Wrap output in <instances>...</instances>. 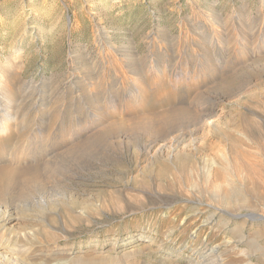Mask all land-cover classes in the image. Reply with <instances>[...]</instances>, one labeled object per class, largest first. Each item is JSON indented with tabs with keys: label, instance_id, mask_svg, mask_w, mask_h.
Listing matches in <instances>:
<instances>
[{
	"label": "rangeland",
	"instance_id": "obj_1",
	"mask_svg": "<svg viewBox=\"0 0 264 264\" xmlns=\"http://www.w3.org/2000/svg\"><path fill=\"white\" fill-rule=\"evenodd\" d=\"M0 64V264H264V0H0Z\"/></svg>",
	"mask_w": 264,
	"mask_h": 264
},
{
	"label": "bare ground",
	"instance_id": "obj_2",
	"mask_svg": "<svg viewBox=\"0 0 264 264\" xmlns=\"http://www.w3.org/2000/svg\"><path fill=\"white\" fill-rule=\"evenodd\" d=\"M249 24V23H248ZM212 25V24H211ZM226 31V30H225ZM227 33V32H226ZM232 34V33H231ZM191 35V34H190ZM217 35V34H216ZM229 35V34H228ZM227 35V36H228ZM242 35V34H241ZM186 36H187V34H186ZM233 36H234V33H233ZM243 36V35H242ZM190 37V36H189ZM226 37V36H225ZM236 37H238V36H236ZM241 38V37H240ZM189 39V38H188ZM227 39H229V38H227ZM233 39V38H232ZM235 40H236V38H235ZM238 40V39H237ZM236 40V41H237ZM255 40V39H254ZM234 41V40H233ZM233 41L231 42L232 44H234L233 43ZM263 41V40H262ZM187 42V41H186ZM202 42V41H201ZM211 42V41H210ZM213 42V41H212ZM211 42V43H212ZM227 42H230L229 40L227 41ZM245 42H247V41H245ZM244 42V43H245ZM176 43V42H175ZM204 43H206L205 41H204ZM218 43V42H217ZM254 43V42H253ZM253 43H252V45H253ZM183 44V43H182ZM187 44V43H186ZM202 44V43H201ZM223 44V43H222ZM229 44V43H228ZM235 44H236V42H235ZM248 44V43H247ZM178 45V44H177ZM230 45V44H229ZM246 45V44H245ZM202 46V45H201ZM232 46V45H231ZM193 47H195V46H193ZM198 47V46H197ZM224 47V46H223ZM228 47V46H227ZM226 47V48H227ZM234 47V46H233ZM255 47V46H254ZM253 47V48H254ZM199 48V47H198ZM205 48V47H204ZM225 49V48H224ZM255 49V48H254ZM198 50V49H197ZM232 50H233V48H232ZM241 50V49H240ZM177 51H179L178 49H177ZM196 51V50H195ZM242 51V50H241ZM111 52V51H110ZM192 52H193V49H192ZM109 54H107V56H108ZM111 56V55H110ZM105 58V57H104ZM112 58H113V55H112ZM15 59V58H14ZM9 61H10V59H9ZM120 61V60H119ZM128 61V60H127ZM11 63V62H10ZM92 63V62H91ZM116 63V62H115ZM114 63V64H115ZM123 63V62H122ZM95 64V63H94ZM112 64V63H111ZM119 64V63H118ZM0 65H2V64H0ZM90 65V64H89ZM92 65V64H91ZM121 65V64H120ZM100 66V65H99ZM98 66V67H99ZM102 66V65H101ZM108 66V65H107ZM96 67H97V65H96ZM103 67V66H102ZM122 67V66H121ZM152 67V66H151ZM88 68V67H87ZM92 68V67H91ZM119 68V67H118ZM123 68V67H122ZM139 67H137V69H138ZM128 69V68H127ZM1 70V69H0ZM4 70V69H3ZM90 70V69H89ZM106 70V69H105ZM118 69H116V71H117ZM123 70H126V69H123ZM134 70V69H133ZM140 70V69H139ZM5 71V70H4ZM100 71H102V69H100ZM103 71H104V69H103ZM112 71V70H111ZM121 71V70H120ZM141 71V70H140ZM151 71V70H150ZM159 71V70H158ZM8 72V71H7ZM119 72V71H118ZM2 73H4V72H2ZM92 73V72H91ZM100 73V72H99ZM107 73V72H106ZM124 73V72H123ZM130 73H132L131 71H130ZM149 73V72H148ZM129 74V73H128ZM133 74V73H132ZM135 74V73H134ZM103 75V74H102ZM120 75V74H119ZM131 75V74H130ZM158 75V74H157ZM8 76V75H7ZM115 76V75H114ZM135 76V75H134ZM160 76V75H159ZM76 77V76H75ZM92 77H94V76H92ZM91 77V78H92ZM99 77V76H98ZM100 77H102V76H100ZM99 77V78H100ZM136 77V76H135ZM146 77V76H145ZM181 77V76H180ZM89 78V77H88ZM122 78V80H124L125 78H124V76H122L121 77ZM141 78H143L142 76H141ZM157 78V77H156ZM187 78V77H186ZM92 79H94V78H92ZM95 79H96V77H95ZM104 79V78H103ZM139 79V78H138ZM147 79V78H146ZM155 79V78H154ZM173 79V78H172ZM8 80V79H7ZM13 80V79H12ZM97 80V79H96ZM99 80V79H98ZM121 80V79H120ZM134 80V79H133ZM140 80V79H139ZM145 80V79H144ZM184 80V79H183ZM193 80V79H192ZM110 81V80H109ZM126 81V80H125ZM130 81H132V80H130ZM138 81V80H137ZM148 81V80H147ZM156 81V80H155ZM12 82V81H11ZM79 82V81H78ZM88 82H90L89 80H88ZM93 82H95V80L93 81ZM122 82V81H121ZM127 82V81H126ZM135 82V81H134ZM159 82V81H158ZM4 83L5 82H3V79H2V74H1V72H0V104H2V102H3V99L5 98H3V92H4V89H7V88H5L4 87ZM92 83V82H91ZM146 83V82H145ZM73 84V83H72ZM76 84V83H75ZM83 84V83H82ZM143 84V83H142ZM190 84V83H189ZM12 85V84H11ZM106 85V84H105ZM138 85H140V84H138ZM155 85H156V83H155ZM14 86V85H13ZM141 86V85H140ZM97 87V86H96ZM142 87V86H141ZM149 87V86H148ZM83 88V87H82ZM195 88V87H194ZM60 90H61V88H59ZM93 89V88H92ZM94 89H95V87H94ZM188 89V88H187ZM191 89V88H190ZM53 90V89H52ZM89 90V89H88ZM129 90V89H128ZM142 90V89H141ZM146 90V89H145ZM192 90V89H191ZM6 91V90H5ZM55 91V90H54ZM10 92V91H9ZM56 92H57V90H56ZM66 92V91H65ZM64 92V93H65ZM72 92V91H71ZM84 92V91H83ZM92 92V91H91ZM90 92V93H91ZM131 92V91H130ZM15 93V92H14ZM62 93V92H61ZM88 93V92H87ZM191 93H193V91L191 92ZM197 93V92H196ZM195 93V94H196ZM199 93V92H198ZM200 94V93H199ZM5 95H6V92H5ZM15 95H17V94H15ZM52 95V94H51ZM57 95V94H56ZM62 95V94H61ZM132 95V94H131ZM143 95H144V93H143ZM190 95V94H189ZM197 95V94H196ZM201 95V94H200ZM200 95H198V96H200ZM7 96V95H6ZM14 96V95H13ZM24 96V95H23ZM39 96H40V89L38 88V87H36V86H31V87H29V91H28V93L26 94V96L24 97V100L22 101V99L20 100V102L22 101V102H24V103H26L27 105L29 104V105H32L31 107H33V106H35V105H37L38 104V102H39ZM60 96V95H59ZM126 96V95H125ZM133 96V95H132ZM192 96V95H191ZM195 96V95H194ZM8 97V96H7ZM16 97V96H15ZM65 97V96H64ZM86 97V96H85ZM88 97V96H87ZM127 97V96H126ZM3 98V99H2ZM10 98V97H9ZM41 98V97H40ZM51 98V97H50ZM53 98V97H52ZM137 98H138V96H137ZM143 98V97H142ZM14 99V98H13ZM63 99V98H62ZM90 99V98H89ZM12 100V99H11ZM15 100V99H14ZM41 100V99H40ZM59 100V99H58ZM68 100V99H67ZM86 100V99H85ZM127 100V99H126ZM141 100V99H140ZM196 100H198V99H196ZM13 101V100H12ZM51 101V100H50ZM49 101V102H50ZM54 101H56V100H54ZM62 101V100H61ZM190 101V100H189ZM202 101L204 102V100H200V102L202 103ZM21 102V103H22ZM63 102V101H62ZM13 103V102H12ZM11 103V104H12ZM24 103H22V104H20V103H18V104H20L19 106H21V105H23ZM51 103V102H50ZM57 103V102H56ZM142 103V102H141ZM198 104L196 105V106H201L202 104L201 103H199V102H197ZM116 104V103H115ZM136 104V103H135ZM191 104V103H190ZM4 105V104H3ZM2 105V106H3ZM8 105H10V104H8ZM50 105V104H49ZM53 105V104H52ZM59 105H60V103H59ZM204 105V104H203ZM206 105V104H205ZM205 105H204V107H202L201 109H199L200 111H205V110H207L208 108H205ZM208 105V104H207ZM56 106V105H55ZM119 106V105H118ZM6 107V106H5ZM28 107V106H27ZM37 107V106H36ZM50 107V106H49ZM52 107V106H51ZM64 107V106H63ZM56 108V107H55ZM59 108V107H58ZM61 108H62V106H61ZM61 108H60V110H61ZM196 108V107H195ZM45 109V108H44ZM103 109V108H102ZM17 110H19V109H17ZM30 110V109H29ZM57 110V109H56ZM60 110H59V113H60ZM93 110V109H92ZM196 110V109H195ZM198 110V109H197ZM0 111H3V109L1 108L0 109ZM18 112V111H17ZM37 112V111H36ZM207 112V111H206ZM196 113H197V111H196ZM15 114H17L16 113V110H15ZM49 114H52V113H49ZM207 114H209V113H207ZM198 116H200V114L198 115ZM202 116V115H201ZM2 117V116H1ZM155 117V116H154ZM157 117V116H156ZM203 117H205V116H203ZM7 119H8V121H9V119L11 120V121H13L14 119H15V124H16V121H17V117H16V115H15V117H12L10 114H6V116H4V119H2L1 120V122H0V139H3V135H5V134H7V131H8V128H7V123H8V121H7ZM154 119V118H153ZM201 119V118H200ZM135 121V120H134ZM138 121H139V119H138ZM137 121V122H138ZM129 122V121H128ZM115 126V125H114ZM111 127V126H110ZM113 127V126H112ZM8 135V134H7ZM99 135V134H98ZM94 137L95 136H97V135H93ZM11 137V136H10ZM9 137V138H10ZM98 137V136H97ZM7 138V137H6ZM10 140V139H9ZM19 141V140H18ZM33 141V140H32ZM90 141V140H89ZM94 141V140H93ZM0 142H1V140H0ZM20 142V141H19ZM18 142V143H19ZM91 142V141H90ZM33 143V142H32ZM31 143V144H32ZM83 144V143H82ZM85 144H86V142H85ZM0 147H1V145H0ZM18 148V147H17ZM25 152V151H24ZM21 153V152H20ZM48 154V153H47ZM50 157V156H49ZM54 157V156H53ZM53 157H52V159H53ZM45 162V161H44ZM49 162V161H48ZM53 162V161H52ZM46 163V162H45ZM50 163V162H49ZM13 166V165H12ZM7 167V166H6ZM17 167H19V166H17ZM22 167V166H21ZM28 167V166H27ZM14 168V167H13ZM24 168H26V167H24ZM47 168H48V166H47ZM19 169V168H18ZM22 170V169H21ZM14 171H16V170H14ZM37 171V170H36ZM17 172V171H16ZM14 174V172L13 171H10L9 173H8V176H9V178L11 177V175H13ZM39 174V173H38ZM41 174V173H40ZM20 176V175H19ZM25 176V175H24ZM228 176V175H227ZM226 176V177H227ZM37 177V176H36ZM225 177V178H226ZM228 179V178H227ZM229 180V179H228ZM227 181V180H226ZM230 181V180H229ZM231 183V182H230ZM235 183V182H234ZM218 184V183H217ZM216 183H215V185H217ZM222 184V183H221ZM214 185V186H215ZM219 185V184H218ZM237 185H239V184H237ZM248 185V184H247ZM223 186V185H222ZM236 186V185H235ZM235 186H233V187H231L229 190H227V189H224L223 188V191L221 192L222 194L220 195L221 196V199H222V201L224 202V203H226V204H232V203H236V202H240V203H248L249 201H248V199H250L251 200V198H248L247 199V196H245V195H243L242 194V192H240L239 190H238V188H237V186L235 187ZM220 185L219 186H217L216 187V189H213V191L215 192V190H217L218 192L221 190L220 189ZM223 187H225V186H223ZM241 186H239V188H240ZM242 187H244V185L242 184ZM225 188H227V186L225 187ZM220 189V190H219ZM242 190V189H241ZM248 190V189H247ZM243 191H244V189H243ZM245 191H246V189H245ZM220 193V192H219ZM244 193V192H243ZM247 193V192H246ZM256 193V192H255ZM263 193V192H262ZM261 193V194H262ZM264 194V193H263ZM261 195L262 197L264 196V195ZM215 197H216V194H215ZM218 198H219V196H218ZM217 199V198H216ZM220 199V198H219ZM218 199V200H219ZM217 200V201H218ZM221 201V202H222ZM219 202H220V200H219ZM251 203V202H250ZM233 205V204H232ZM230 207H232V206H230ZM236 209H237V207H236ZM256 211V210H255ZM235 218H246V219H248V220H258V221H262V222H264V215H260V214H258L257 212L256 213H254V212H250V213H247V214H234L233 215ZM246 222V221H245ZM227 227V226H226ZM264 229V228H263ZM238 230H240V229H238ZM257 231V230H256ZM260 231V230H259ZM236 232V231H235ZM235 232H234V234H235ZM242 232V231H241ZM258 232V231H257ZM238 233V232H237ZM262 233V231L260 232V234ZM263 234V233H262ZM243 235V234H242ZM244 236V235H243ZM252 236V235H251ZM251 236H249L250 238H251ZM253 237V236H252ZM240 238H242V237H240ZM244 238V237H243ZM254 238V237H253ZM252 238V239H253ZM258 238V237H257ZM256 238V239H257ZM250 240V239H249ZM254 240V239H253ZM246 241V240H245ZM244 241V242H245ZM246 242H248V241H246ZM249 243H253V241L252 240H250L249 241ZM250 245V244H249ZM256 246V245H255ZM260 246V245H259ZM261 250V249H260ZM264 255V254H263ZM261 256V255H260ZM260 260V259H259ZM263 264V263H262Z\"/></svg>",
	"mask_w": 264,
	"mask_h": 264
}]
</instances>
